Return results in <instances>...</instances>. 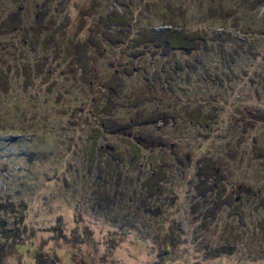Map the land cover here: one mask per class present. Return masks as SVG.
<instances>
[{
    "label": "rangeland",
    "instance_id": "rangeland-1",
    "mask_svg": "<svg viewBox=\"0 0 264 264\" xmlns=\"http://www.w3.org/2000/svg\"><path fill=\"white\" fill-rule=\"evenodd\" d=\"M0 264H264V0H0Z\"/></svg>",
    "mask_w": 264,
    "mask_h": 264
},
{
    "label": "trees",
    "instance_id": "trees-1",
    "mask_svg": "<svg viewBox=\"0 0 264 264\" xmlns=\"http://www.w3.org/2000/svg\"><path fill=\"white\" fill-rule=\"evenodd\" d=\"M166 41L171 47H188L186 42L187 40H191L195 36L189 35V33L180 32L178 30H168L166 33H163ZM186 39V40H185Z\"/></svg>",
    "mask_w": 264,
    "mask_h": 264
}]
</instances>
